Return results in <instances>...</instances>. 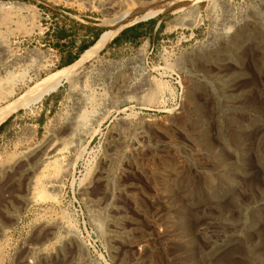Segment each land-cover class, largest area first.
I'll return each instance as SVG.
<instances>
[{
  "label": "rangeland",
  "instance_id": "rangeland-1",
  "mask_svg": "<svg viewBox=\"0 0 264 264\" xmlns=\"http://www.w3.org/2000/svg\"><path fill=\"white\" fill-rule=\"evenodd\" d=\"M184 1L0 0V106L115 33L0 125V264H264V208L226 236L264 204V0Z\"/></svg>",
  "mask_w": 264,
  "mask_h": 264
},
{
  "label": "bare ground",
  "instance_id": "bare-ground-1",
  "mask_svg": "<svg viewBox=\"0 0 264 264\" xmlns=\"http://www.w3.org/2000/svg\"><path fill=\"white\" fill-rule=\"evenodd\" d=\"M86 1H90V0H86ZM98 5L104 9V10H112L114 11L115 10V7L121 3L122 0H96ZM188 1V0H187ZM187 1H184V3L187 4ZM190 1V0H189ZM196 2V1H195ZM92 3V2H91ZM181 4V2H180ZM178 7V6H177ZM168 6H162V8H158V9H155V10H152V11H144V12H140L138 11L136 14L135 13H127L125 15H123L122 17H120L118 20L114 21L120 25L122 24H125V23H129V22H132V21H139V20H142V19H146V18H150L152 16H155L159 13H166V11H168ZM182 9V8H181ZM184 12V11H183ZM183 24V23H182ZM254 25V24H252ZM109 26V28L104 31L100 36L99 38L97 39V41L92 45L90 46L88 49H86L81 55L80 57L78 58V60L73 63L72 65L64 68V69H61V70H57L56 72L50 74L49 76H47L46 78L40 80L37 82L36 86L34 88H31L29 90H27L26 93H24L21 97H18L14 100H11L9 103H6L5 105H2L0 106V125L10 116L12 115L15 111H17L18 109H21V108H26L28 107L29 105L33 104L37 99L39 100H42V98L45 96V95H48L49 93H53L54 91H56L61 85H63L64 83H67L69 84L71 87H74L76 85V83L78 82V76H79V68L84 66L85 64L87 63H91V62H94L96 60H100L101 59V51L106 47V45L108 43H110L111 39L114 37V28L112 27L113 26V21H110L109 24L107 25ZM120 27V26H119ZM122 28V27H121ZM262 30V29H261ZM257 29V27H255V29H253V31L251 32V34H253V32L256 34V36L259 38V40H262L264 38V33ZM250 30L247 27H242L241 30H239L238 34H237V41L240 40L243 36H246L248 35L247 33H249ZM250 34V35H251ZM244 38V37H243ZM256 40V39H255ZM257 41V42H258ZM261 42V41H260ZM264 44V43H263ZM262 47V46H261ZM264 51V50H262ZM206 55V54H205ZM210 55V54H209ZM205 57V56H204ZM241 57V56H240ZM259 63V62H258ZM193 65V63H192ZM194 82H190L188 83V100L192 101L193 99V96L194 93H195V85L193 84ZM223 86V85H222ZM227 86V85H226ZM232 86V85H230ZM163 89V88H162ZM161 88H159V86H156L155 89L151 90L149 95L152 96V98H154V96L156 97L157 95V92L159 90V92L163 91ZM231 90V89H230ZM235 90V89H233ZM232 90V91H233ZM198 91V90H197ZM228 92V90H227ZM230 92V91H229ZM222 96H225V97H229L225 91H222L220 92ZM234 93V92H233ZM219 95V94H218ZM217 95V96H218ZM220 95V97H221ZM151 98V97H150ZM233 99V98H232ZM222 101V100H221ZM227 102H229L227 100ZM232 102V101H231ZM236 102V101H235ZM224 103V102H222ZM225 105H226V102H225ZM261 105V104H260ZM258 106V105H257ZM259 107V106H258ZM256 108V111L259 109V108ZM242 108V107H241ZM263 108V107H261ZM262 110V109H260ZM263 112V111H262ZM186 113V112H185ZM233 113V112H232ZM258 111L257 113H255V115L257 116L258 115ZM207 114V113H206ZM235 114V113H234ZM197 115V114H196ZM232 115V114H231ZM82 119V118H81ZM80 119V120H81ZM185 120V119H184ZM7 121V120H6ZM205 121V120H204ZM232 121V120H231ZM261 121V120H260ZM79 122V121H78ZM185 122H188L187 120ZM203 123V120L201 121ZM239 122V121H238ZM74 123V121H73ZM72 123V130H73V124ZM240 124V123H239ZM195 127H198V123L195 121ZM230 125H231V122H230ZM245 125V124H244ZM77 126V125H76ZM234 126V125H233ZM237 126V125H236ZM235 126V127H236ZM232 126H230L231 128ZM77 128V127H75ZM234 129V128H233ZM76 130V129H75ZM235 130V129H234ZM233 130V131H234ZM210 131V129H209ZM222 131V130H221ZM246 131V130H245ZM235 132V131H234ZM237 132V131H236ZM235 132V133H236ZM240 132V131H238ZM242 132V131H241ZM240 132V133H241ZM227 133V132H226ZM229 133V132H228ZM247 134V133H246ZM245 134V135H246ZM228 135V134H227ZM242 135V134H241ZM244 135V134H243ZM242 135V136H243ZM204 136V135H203ZM234 136V135H232ZM240 137V136H238ZM247 137H249L247 135ZM245 137V138H247ZM201 138V137H200ZM234 140H236V138H233ZM240 139V138H239ZM243 139V138H242ZM208 140V139H207ZM232 140V139H231ZM230 140V141H231ZM246 140V139H245ZM247 140H249L247 138ZM246 140V141H247ZM204 142V141H203ZM233 142V141H232ZM244 142V141H243ZM206 143V142H205ZM204 143V144H205ZM250 143V141H249ZM231 144V143H230ZM211 145V144H210ZM232 145V144H231ZM251 145V143H250ZM204 146V145H203ZM233 146V145H232ZM235 146V145H234ZM246 146V145H245ZM248 146V145H247ZM223 147V146H222ZM225 147V146H224ZM211 149V148H210ZM226 149V147H225ZM203 151V150H202ZM225 151V150H224ZM227 151V150H226ZM212 152V151H211ZM213 153V152H212ZM209 154V153H208ZM218 154V153H217ZM216 154V155H217ZM223 155V154H222ZM225 155V154H224ZM223 155V156H224ZM211 156V155H210ZM213 156V155H212ZM217 160V159H216ZM215 160V161H216ZM222 160V159H221ZM220 160V161H221ZM244 160V159H243ZM247 160V159H246ZM249 161V160H247ZM213 163V161L211 162ZM214 165V164H213ZM218 165V164H217ZM247 166V165H246ZM215 167V166H214ZM216 168V167H215ZM215 168H212V169H215ZM226 166L221 163L220 165L217 166V170L218 172L221 171V173L223 172L224 173V178H223V181L224 182H227L228 180H230V175L229 173L225 174V170H226ZM45 170V169H44ZM211 170V168H210ZM217 172V173H218ZM237 172V171H236ZM41 173V172H40ZM220 173V172H219ZM104 174V173H103ZM237 174V173H236ZM210 176V175H209ZM237 176V175H236ZM211 177V176H210ZM51 178V177H50ZM47 180V179H46ZM249 183V181H248ZM239 184V183H238ZM252 184V183H250ZM212 186V185H211ZM241 186V185H240ZM249 186V185H248ZM251 186V185H250ZM233 188V187H232ZM234 189V188H233ZM235 191V190H234ZM233 191V192H234ZM238 193V192H237ZM229 195V194H228ZM260 196V195H259ZM262 199V198H261ZM245 202V201H244ZM220 203V202H219ZM231 204V203H230ZM260 203H257L255 207H252V206H244L243 208H241V211H240V216L238 217L237 221L235 222H232V221H229L228 222V225H232L231 227L233 228L232 231L228 230L230 233H227L226 232V236H229V235H236V234H239V232L242 229V225H246L248 226L249 225H253V222H254V217L258 216V211L260 208H264V204H261L262 207L259 206ZM226 205V204H224ZM231 207V206H230ZM221 208V207H220ZM227 208V207H225ZM233 208V207H232ZM223 209V208H222ZM235 210V209H234ZM250 211V212H249ZM228 212V211H226ZM249 214H252L251 216V219L248 218ZM237 215V213L235 214ZM239 215V214H238ZM231 218V216H229ZM233 217V216H232ZM115 218V217H114ZM243 220H242V219ZM112 219V218H110ZM182 222V221H181ZM261 223V222H259ZM113 226H114V229H115V233L119 234L120 233V228L118 227V223L116 221L113 222ZM100 227V226H99ZM121 227V226H120ZM241 227V228H240ZM257 228V227H256ZM255 230V229H254ZM246 232V231H245ZM250 232V231H248ZM256 233V232H255ZM122 234V233H121ZM224 235V234H223ZM249 235V234H248ZM253 235V234H252ZM263 235V234H262ZM225 236V237H226ZM256 238V237H255ZM242 239V238H241ZM256 240V239H255ZM248 243V242H247ZM188 245V244H187ZM75 246V245H74ZM240 246V245H238ZM244 249H246L244 247ZM242 249V250H244ZM236 250V249H235ZM238 251V250H237ZM241 251V250H240ZM235 252V251H234ZM246 252V251H245ZM264 252V251H263ZM262 252V253H263ZM244 253V252H243ZM245 254V253H244ZM240 255H243V254H240ZM255 258V257H254ZM258 259V258H257ZM70 261V260H69ZM257 262V261H256ZM253 263V264H260L259 262L258 263ZM213 263V262H212ZM251 263V264H252ZM228 264V263H227Z\"/></svg>",
  "mask_w": 264,
  "mask_h": 264
},
{
  "label": "trees",
  "instance_id": "trees-1",
  "mask_svg": "<svg viewBox=\"0 0 264 264\" xmlns=\"http://www.w3.org/2000/svg\"><path fill=\"white\" fill-rule=\"evenodd\" d=\"M87 48H89V47H87ZM87 48H86V49H87ZM86 49H85V50H86ZM76 58H77V56L75 57V59H76ZM71 61H72V60H71Z\"/></svg>",
  "mask_w": 264,
  "mask_h": 264
},
{
  "label": "crops",
  "instance_id": "crops-1",
  "mask_svg": "<svg viewBox=\"0 0 264 264\" xmlns=\"http://www.w3.org/2000/svg\"><path fill=\"white\" fill-rule=\"evenodd\" d=\"M75 61H76V60H75ZM75 61H74V62H75ZM74 62H73V63H74ZM73 63H71V64H73ZM71 64H70V65H71ZM67 66H69V65H67Z\"/></svg>",
  "mask_w": 264,
  "mask_h": 264
}]
</instances>
